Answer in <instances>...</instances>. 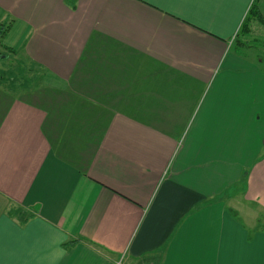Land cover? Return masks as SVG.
Returning a JSON list of instances; mask_svg holds the SVG:
<instances>
[{"label":"crops","instance_id":"obj_1","mask_svg":"<svg viewBox=\"0 0 264 264\" xmlns=\"http://www.w3.org/2000/svg\"><path fill=\"white\" fill-rule=\"evenodd\" d=\"M252 2L0 0L2 49L44 68L0 88V264H264L236 208L264 211Z\"/></svg>","mask_w":264,"mask_h":264},{"label":"rangeland","instance_id":"obj_2","mask_svg":"<svg viewBox=\"0 0 264 264\" xmlns=\"http://www.w3.org/2000/svg\"><path fill=\"white\" fill-rule=\"evenodd\" d=\"M255 44V50L261 49L260 52L264 53V41ZM43 70L44 68L31 62L24 53H11L2 49L0 44V88L10 89L17 95H23L36 87L42 86ZM236 206L240 217L250 227L257 224V228L264 229L263 210L256 208L254 205L237 204Z\"/></svg>","mask_w":264,"mask_h":264},{"label":"trees","instance_id":"obj_3","mask_svg":"<svg viewBox=\"0 0 264 264\" xmlns=\"http://www.w3.org/2000/svg\"><path fill=\"white\" fill-rule=\"evenodd\" d=\"M259 1L260 0H253L252 5H251V7H250V9L248 11V14H247L246 18L244 19V21H243V23H242V25H241V27L239 29L237 37L247 36V35L250 34V32H251L250 24H251L252 19H258L261 23L264 24V18H263L262 14H261V12L259 10V7H258L259 6ZM8 25L7 24L6 25L3 24V25L0 26V37L8 30ZM7 50L9 52H11V53H17V51L14 48H7ZM21 213H19V214H21ZM230 213L233 216H237V212L234 209H232V208L230 209ZM22 215H23L22 216V218H23L22 221H26L29 217H31V214H27V213H24V212L22 213ZM258 229L259 228H255V229H253L250 232V234L248 236L249 240L252 239L253 232H255ZM74 242H75V240L68 241V242H66L64 244V247L69 249L70 247H72Z\"/></svg>","mask_w":264,"mask_h":264}]
</instances>
